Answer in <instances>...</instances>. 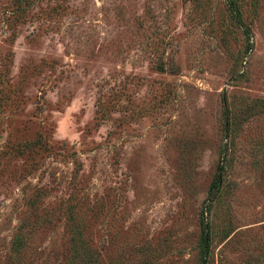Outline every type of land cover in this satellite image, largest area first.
Segmentation results:
<instances>
[{
  "label": "rangeland",
  "instance_id": "rangeland-1",
  "mask_svg": "<svg viewBox=\"0 0 264 264\" xmlns=\"http://www.w3.org/2000/svg\"><path fill=\"white\" fill-rule=\"evenodd\" d=\"M225 2L0 0V264H200L223 144L206 264H264V114L221 118L264 99V0Z\"/></svg>",
  "mask_w": 264,
  "mask_h": 264
},
{
  "label": "trees",
  "instance_id": "trees-1",
  "mask_svg": "<svg viewBox=\"0 0 264 264\" xmlns=\"http://www.w3.org/2000/svg\"><path fill=\"white\" fill-rule=\"evenodd\" d=\"M225 3L228 15L231 20L236 24H240V0H226ZM243 33L247 39L245 52H249L250 44L248 42L250 38V31L245 28L243 30ZM158 69L162 72L163 67H159ZM243 103L244 105L240 104L239 101L230 102L226 99V97L222 98L221 101L222 140H227L230 144L239 134L242 124L247 123V119L249 118L248 115L251 116V110H255L257 108L258 114H264V99H251ZM230 146L227 144H223L222 147H220L218 163L219 165L217 166L214 177L208 187L207 198L203 202V206L200 211V264L207 263V257L209 255L208 250L213 239L212 227L210 222L208 221L207 216L211 211L214 210V208L220 206V203L224 196V178L226 176V169L228 167V157H231L233 154V149L230 148ZM21 239L22 236H17L13 241V245L18 246ZM82 262L83 264H90L91 260L87 257V261Z\"/></svg>",
  "mask_w": 264,
  "mask_h": 264
}]
</instances>
